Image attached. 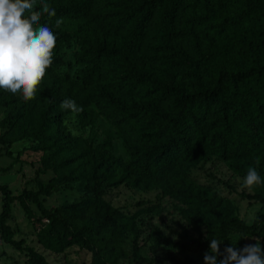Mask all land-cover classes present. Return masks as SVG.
<instances>
[{"label":"trees","instance_id":"trees-1","mask_svg":"<svg viewBox=\"0 0 264 264\" xmlns=\"http://www.w3.org/2000/svg\"><path fill=\"white\" fill-rule=\"evenodd\" d=\"M55 16L41 25L57 37L53 65L35 98L0 89V142L29 139L42 154L34 190L12 196L0 186V234L16 202L31 217L37 244L60 254L69 248L90 255L89 264H118L128 258L122 246L131 237L132 255L139 230L102 199L104 187L125 184L140 192L158 191L172 202L179 219L174 252L148 264H191L190 250L206 251L213 238L226 247L229 235L260 238L264 215L244 225L230 202L187 178L190 170L215 158L243 180L254 167L264 178V0H43ZM41 0H36V10ZM60 21L59 27L56 21ZM75 42L73 77L58 74L60 52ZM66 98L82 111L60 108ZM73 114L80 128L101 117L120 141L124 159L113 156L110 131L99 144L72 137L63 125ZM51 171L45 183L38 177ZM84 184L87 195L73 203L43 208L39 198L57 186ZM249 190V189H248ZM244 199L264 205V185ZM154 207L148 206L146 213ZM147 239L152 249L166 240L156 228ZM27 264H45L25 248Z\"/></svg>","mask_w":264,"mask_h":264},{"label":"rangeland","instance_id":"rangeland-1","mask_svg":"<svg viewBox=\"0 0 264 264\" xmlns=\"http://www.w3.org/2000/svg\"><path fill=\"white\" fill-rule=\"evenodd\" d=\"M78 47L72 42L69 47L62 49L60 56L62 65L56 69L58 74H67L70 77L75 75L79 66L74 63V53ZM2 119V109H0V121ZM63 125L66 131L76 138L86 140L95 146L99 144L103 133L110 131L113 138V156L124 159L120 141L116 138L110 126L101 117H97L93 125L80 128L73 114L68 115ZM5 129L0 128V136ZM42 154L32 150V143L29 139H22L12 143L0 142V186L7 187L9 193L16 197L22 191L34 190V176L40 169V159ZM52 177V172L48 171L38 179L45 183ZM187 178L196 185L213 189L217 194L228 200L234 209L235 216L244 224L250 225L257 214L264 215V205L247 201L241 195L250 194L247 188H243V180L234 176L227 170L225 165L211 158L200 163L195 169L190 170ZM87 195L84 184H68L57 186L47 197L39 198L43 208L49 209L58 207L63 203H73ZM1 199V196H0ZM102 199L112 208L118 209L122 214L130 217L135 216V221L139 230V237L135 243L137 255L141 261L134 260L132 255L131 237L125 239L122 246L123 251L128 255L127 259L120 260L118 264H148L151 261H161L170 256L175 260H180L174 252V244L177 242L174 236L178 232L177 223L179 219L172 211V202L159 195L158 191L140 192L120 184L114 187H104ZM154 207L153 212L146 213L145 209ZM30 217L18 206L16 202L10 205V216L5 221V226L11 232V241L19 244V249L5 244L0 234V264H27L25 248H30L38 253L45 264H89L90 255L83 250L69 248L60 254H52L43 250L36 242L31 217H37V213L32 205H27ZM151 228H156L161 236L166 240L157 249H152V243L147 239ZM239 240V241H238ZM255 237L241 238L236 235H229L227 246L235 245L237 249H242L247 244H254ZM233 244V245H232ZM226 247H220L223 253ZM206 251H188L187 257L191 264H205L204 254ZM223 256L217 258V264ZM163 264H173L164 262Z\"/></svg>","mask_w":264,"mask_h":264},{"label":"clouds","instance_id":"clouds-1","mask_svg":"<svg viewBox=\"0 0 264 264\" xmlns=\"http://www.w3.org/2000/svg\"><path fill=\"white\" fill-rule=\"evenodd\" d=\"M45 14L54 17L55 9L43 0L39 11L36 10V0H0V89L10 94L19 93L24 102L35 98L46 70L55 59L56 34L46 24H40ZM59 25L57 20L56 26ZM60 108L73 113L82 111L70 98L62 100ZM260 185H264V178L256 168L249 167L242 187L251 190ZM221 243L223 241L216 238L210 240L209 251L204 254L205 264H217L220 256L223 259L219 264H264V246L260 238H255L254 244H247L242 249L232 244L223 253Z\"/></svg>","mask_w":264,"mask_h":264}]
</instances>
